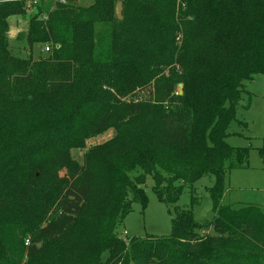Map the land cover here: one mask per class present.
I'll list each match as a JSON object with an SVG mask.
<instances>
[{
	"label": "trees",
	"instance_id": "1",
	"mask_svg": "<svg viewBox=\"0 0 264 264\" xmlns=\"http://www.w3.org/2000/svg\"><path fill=\"white\" fill-rule=\"evenodd\" d=\"M28 1L0 0V171L9 178V188L0 186V264H264L261 208L222 203L228 173L249 157V148L227 138L245 83L264 74V0ZM16 16L29 17L22 34L29 48L52 47L45 57L13 54L9 19ZM141 25H149L154 45L148 59L127 61L116 46L140 40ZM118 76L130 92L152 87L150 97L115 100L103 88L115 87ZM134 122V143L122 150L135 148L136 156L115 171L117 195L92 202L97 168L87 159L80 165L70 150ZM135 168L142 174L131 179ZM148 177L169 206L184 188L213 177V219L197 223L175 208L168 237L120 239L131 204H146ZM36 183L61 187L37 210Z\"/></svg>",
	"mask_w": 264,
	"mask_h": 264
},
{
	"label": "rangeland",
	"instance_id": "2",
	"mask_svg": "<svg viewBox=\"0 0 264 264\" xmlns=\"http://www.w3.org/2000/svg\"><path fill=\"white\" fill-rule=\"evenodd\" d=\"M31 2L32 0L28 1V4H31ZM92 2L93 0L77 1L79 5L85 7L90 6ZM180 3L181 0H178L177 4ZM28 21V16H16L9 19L8 39L10 49L13 54L21 58L32 57L34 60H38L45 57L47 53L40 45H35L32 48L26 45L22 34L28 27ZM130 23V27L136 23L135 17L131 19ZM142 26L136 29L141 33L140 40L135 38L130 44L126 42L124 44L119 43L116 46L119 56L127 59V61L135 60L138 62V59H148L149 57L154 42L148 30L149 25ZM129 33L133 35L131 31ZM178 36L182 37L181 34ZM177 43L180 45L178 39ZM167 73L165 72L166 75ZM111 82L115 87H104L103 89H106L115 100L148 99L152 91V87L139 89L135 92L125 90L119 76ZM179 85L176 86L175 90L177 94L181 95L183 88L179 89ZM116 87L119 89L117 90ZM139 124L134 122L131 125L121 127V137L117 130L110 129L100 136L86 140L83 147L70 150L71 157L80 165L85 164L87 159L89 163H93L94 167L97 168V188H95V192L91 197L92 202L99 196L106 201L109 196L117 195L116 185H118V182L114 180L115 171L118 167L131 166L133 164L132 160L136 156L135 148L125 150L127 152L124 151L125 154H123L122 148L134 143V141L128 142V138L136 137V127ZM227 143L233 147L249 148L250 151L246 166L231 170L228 173L227 188L222 198L223 205L235 210L248 205H256L264 213V163L259 150L264 147V74L255 75L251 81L245 83V92L236 107V119L229 128ZM94 147L98 150L90 156L89 151ZM7 174L8 172L5 169L0 171V186L2 188H9L4 186L9 184ZM141 174L142 170L135 168L133 171H128L127 176L133 179ZM213 184V177H203L197 180L192 187L184 188L176 204L169 206L159 201L154 191V180L152 177H148L146 185L142 186L145 191L146 204L143 205L139 202L131 204L130 212L117 228L118 237L127 243L132 238L168 237L172 231V218L174 217L175 208L189 211L197 223L211 221L214 214L208 190ZM30 189V201L35 210L41 206L43 197L55 198L56 194L61 192L60 186L46 183H36L31 185ZM193 198H197L199 203L193 204ZM53 212H55V205L50 208L48 214ZM210 233L213 234L212 231ZM25 260L24 262H26Z\"/></svg>",
	"mask_w": 264,
	"mask_h": 264
},
{
	"label": "water",
	"instance_id": "3",
	"mask_svg": "<svg viewBox=\"0 0 264 264\" xmlns=\"http://www.w3.org/2000/svg\"><path fill=\"white\" fill-rule=\"evenodd\" d=\"M122 12H123V6H122V4L121 3H117L116 8H115V15H116V17H117V19L119 21H122L123 20V14H122ZM178 87H179V89H182L183 88L182 85H179ZM181 94H182V92H181Z\"/></svg>",
	"mask_w": 264,
	"mask_h": 264
},
{
	"label": "built area",
	"instance_id": "4",
	"mask_svg": "<svg viewBox=\"0 0 264 264\" xmlns=\"http://www.w3.org/2000/svg\"><path fill=\"white\" fill-rule=\"evenodd\" d=\"M56 1L61 3V4H66V3H68L69 0H56ZM51 48L52 47L50 45H45L43 50H44V52L48 53V52H50Z\"/></svg>",
	"mask_w": 264,
	"mask_h": 264
},
{
	"label": "crops",
	"instance_id": "5",
	"mask_svg": "<svg viewBox=\"0 0 264 264\" xmlns=\"http://www.w3.org/2000/svg\"><path fill=\"white\" fill-rule=\"evenodd\" d=\"M41 47V46H40Z\"/></svg>",
	"mask_w": 264,
	"mask_h": 264
}]
</instances>
